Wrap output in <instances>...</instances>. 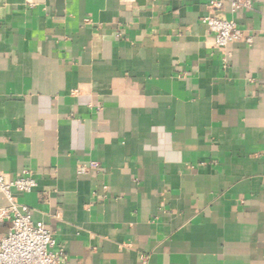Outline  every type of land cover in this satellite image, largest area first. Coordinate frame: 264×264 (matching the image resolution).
I'll use <instances>...</instances> for the list:
<instances>
[{
  "label": "crops",
  "instance_id": "1",
  "mask_svg": "<svg viewBox=\"0 0 264 264\" xmlns=\"http://www.w3.org/2000/svg\"><path fill=\"white\" fill-rule=\"evenodd\" d=\"M209 1L0 0V174L57 264H264V0L224 50Z\"/></svg>",
  "mask_w": 264,
  "mask_h": 264
},
{
  "label": "built area",
  "instance_id": "2",
  "mask_svg": "<svg viewBox=\"0 0 264 264\" xmlns=\"http://www.w3.org/2000/svg\"><path fill=\"white\" fill-rule=\"evenodd\" d=\"M209 14L202 19L209 33L213 35V46L224 50L229 44L244 41L252 43L250 36L244 35L233 19H219L213 13L226 10L231 14L252 8V0H210ZM99 165L90 161L78 167V175H88ZM36 182L28 171L14 179L0 174V194L8 201V206L0 208V222H8L10 228L0 237V264H57L60 254L54 252L56 241L42 222L31 219L26 206L17 204L13 192L30 193Z\"/></svg>",
  "mask_w": 264,
  "mask_h": 264
},
{
  "label": "water",
  "instance_id": "3",
  "mask_svg": "<svg viewBox=\"0 0 264 264\" xmlns=\"http://www.w3.org/2000/svg\"><path fill=\"white\" fill-rule=\"evenodd\" d=\"M139 4H143L144 0H138Z\"/></svg>",
  "mask_w": 264,
  "mask_h": 264
}]
</instances>
